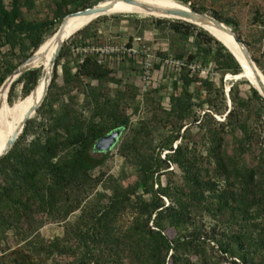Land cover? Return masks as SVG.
I'll return each instance as SVG.
<instances>
[{
	"label": "trees",
	"instance_id": "trees-1",
	"mask_svg": "<svg viewBox=\"0 0 264 264\" xmlns=\"http://www.w3.org/2000/svg\"><path fill=\"white\" fill-rule=\"evenodd\" d=\"M51 1L56 6L53 16L30 19L25 8L31 10L33 0H0V52L9 48L0 60V87L25 59L50 42L67 15L101 0ZM179 1L208 11L203 2ZM211 14L237 26L216 10ZM156 20L170 21L173 32L187 41L193 37L197 51L176 55L186 62L174 82L169 107L160 103L153 116V122L164 129L157 144L150 139L152 121H142L122 145L123 154L135 164L136 179L125 184L113 175H93L107 160V152L101 159L94 157L96 142L116 129L131 127V117L121 106L122 94L112 96L101 85L112 73L108 63L88 55L74 74L65 71L62 93L82 86L89 116L72 104L55 107L57 67L70 50L64 45L38 109L50 123L30 119L14 147L0 159V264H264V97L252 85V95L245 98L234 84L229 109L223 87L192 75L189 66L201 56L205 63L213 56L223 75H237L242 66L235 56L198 25L180 19ZM91 27L92 23L86 26ZM19 55L24 58L15 63ZM42 69L27 70L13 82L10 104L19 83H23V97L31 99ZM260 75L264 81L262 71ZM86 78L100 84L84 83ZM132 95L138 96L136 87ZM196 98L200 106L211 107L199 118ZM214 111L225 113L224 120H217ZM30 134L34 137L28 142ZM172 165L181 169L180 180ZM78 210L76 220L69 221ZM204 214L217 224L206 228L201 222ZM48 220L64 222V235L42 237L39 230ZM12 230L21 233L22 243L13 249L2 247ZM170 230L175 232L173 237ZM63 257L66 262L57 260Z\"/></svg>",
	"mask_w": 264,
	"mask_h": 264
},
{
	"label": "rangeland",
	"instance_id": "rangeland-1",
	"mask_svg": "<svg viewBox=\"0 0 264 264\" xmlns=\"http://www.w3.org/2000/svg\"><path fill=\"white\" fill-rule=\"evenodd\" d=\"M9 1L10 0H7V2ZM33 1L34 6L31 10L25 8L28 18L45 19L53 16L56 6L51 0ZM104 1L107 0H101L100 2ZM139 1L156 2L158 0ZM165 1L177 3L184 7H189L179 0ZM195 1L198 3L203 2L207 6L208 11L204 13L212 15V11L216 10L222 14V16L234 20V22L237 23V26H230L234 30L235 28L238 29L237 34H240L241 39L248 46L254 60H258L259 64L264 66V25L262 22L264 21V0ZM166 17L170 19H178L177 17L173 16H165L156 13L140 11L100 15L98 17L85 19L81 23L80 27L74 31V33L67 39L65 43V45H67L70 50L68 54L60 61V64L57 67L56 84L58 87L56 89V96H59L55 101V107L59 108L63 104H72L74 107L82 110L86 116H89L91 111L88 108H85V94L82 91V86L71 87V91L65 94L62 93V88L66 87V69L70 70L71 73L74 74L80 65L78 58L75 56L76 47L80 46L89 49V47L109 48L113 46L132 45V43H134V39L137 37H141L143 41L141 46L137 45V47H140V49L144 50L139 59L125 57L119 60L114 57L109 59V62H107L110 66V69L112 70V73L109 79L106 82H103L101 85L112 96L122 94V98L120 100L121 106H123L127 114H129L131 117V127L129 129L123 130L119 143L111 151L107 152V160L93 171V175L104 173L105 176L113 175L121 179V181H123L125 184L132 183L136 179L135 164L131 158H127V156H125V154L122 152V145L132 136V128L140 126L142 121H146L148 123L152 121L154 128L150 139L154 140V144H157L162 133H164V129L153 122V116L157 115V109L159 108L160 103L166 109L169 107L170 97L175 91L174 82L180 79L181 72L184 70L183 68L185 66L184 64L186 62V58L179 59L176 55L179 52L188 54L190 52L197 51V46L194 44L193 37L187 41L173 32L170 21L158 23L156 20L157 18ZM89 23H92V27L88 29L86 26ZM143 45H145V47H143ZM45 47L38 49L40 51V57L37 59L38 61L36 60L32 63L33 66L30 67V69L43 67V49ZM1 51H3L5 55L9 51V48L5 47ZM32 51L33 50H31L30 53H32ZM161 54H165L166 56L163 57ZM147 57H151L153 59V67L151 69L150 79H145L144 77L146 71L144 63ZM22 58H24L23 55L16 57L15 63H17V61ZM27 59H25V61ZM209 59V62L205 63L204 58L201 56L196 61L191 63L189 66L191 74H198L201 79L209 78L215 82L217 87H223L227 97L229 109L231 108L230 100L228 99L230 97L229 89L231 90V87L234 84L239 85L240 93L243 97L247 98L252 95V85L256 86L252 81L248 80L247 78L229 79L228 74L223 75V73L218 70L214 57L211 56ZM180 62L184 64L180 65ZM259 68L264 74L261 67ZM54 71L55 70H53L52 73V79ZM261 71H259V73ZM19 77L20 76H18L14 81H16ZM84 83H92L95 86L100 84L98 80H92L90 78L84 79ZM11 86L6 85L4 88H2V85L0 87V124L10 120L27 102L26 99L28 96L23 97V83H19L17 84L14 103L10 104L8 97ZM134 87L137 88L138 92V96L135 99L132 97ZM194 88L195 86L192 87V89ZM202 98H206L205 92H203ZM211 99L214 100V97ZM24 101L26 102L24 103ZM216 101L219 103L220 98H218ZM200 102V99H194V110L198 118L202 117L205 112L211 111V107L208 104L200 106ZM135 107H139L137 112L134 111ZM45 115L48 117L47 114L37 111V113L31 119L36 120V123L43 121L45 125L48 126L50 120L49 118L45 117ZM213 115L217 120H224L226 116L225 113L217 114L215 111L213 112ZM18 127L19 125L10 130L7 137L1 140L0 145L2 148L5 149L10 137ZM192 127L193 133L196 134L198 129L195 125ZM35 129H37V127ZM33 137L34 134H30L27 137V141L29 142ZM178 142H180V140ZM166 153L167 151H164L162 157H164ZM105 154L106 153L100 152L93 153L94 157L98 159L104 157ZM170 169H173L176 173L175 178L180 180L182 174L181 169L177 165H172ZM162 180L166 182L165 175L162 176ZM100 189L101 187H99V190ZM146 197L149 198L148 195H146ZM166 201L169 203L168 200ZM79 214L80 211L78 210L76 213L71 215L68 220L75 221ZM38 218L45 219V216L38 215ZM201 222L208 229L217 224V220L207 214H204ZM64 232V222L49 220L44 223V225L39 230L41 236L45 237L46 239H53L57 236H63ZM168 234L173 237L175 232L170 230L168 231ZM21 239V233L18 231H8L6 233L5 239L2 240V247L13 249L22 243ZM57 260L66 262L67 258H57ZM224 264L227 263L224 262Z\"/></svg>",
	"mask_w": 264,
	"mask_h": 264
},
{
	"label": "water",
	"instance_id": "water-1",
	"mask_svg": "<svg viewBox=\"0 0 264 264\" xmlns=\"http://www.w3.org/2000/svg\"><path fill=\"white\" fill-rule=\"evenodd\" d=\"M107 1L109 3H107L106 5H102V2H100V3H98L92 7L71 13L64 18L59 29L57 30V32L54 35V38L57 39V46H56V49H55V51H54V53L50 59L51 71L49 73L45 68L42 69L41 77L38 81V84L32 92V93H37L39 82H41L42 80L45 79L46 80V87L44 90L43 97L41 98L40 101L34 103L32 105V107L30 108V110L27 112L22 123L19 125V127L16 129V131L10 137L5 149L2 152H0V159H2L5 155H7L10 152V150L14 147L15 143L17 142V140L19 139V137L23 133L28 121L31 118H33V116L37 113L38 109L41 107L42 103L45 100V97L48 94L49 87H50V84L52 81V73H53V70L55 68L57 59H58L60 52L63 49L66 41H67V39L71 36V35H68V36L66 35V29H67V25H68L70 18L75 16V15H85V16L106 15V13H108L114 7L116 2L120 1V0H107ZM122 1L129 3V4L140 6L145 11H147L149 13H156V14L165 15V16L177 17L180 20H184V21L193 23V24L198 25L200 27L203 25H210V26H213L214 28H216V29H218L224 33L231 35L234 38L237 45L243 51V54L245 55L249 66L257 74L258 81L261 85L262 91H260L257 88L256 89L264 97V86H263L261 78L259 76V69L260 68L258 67L257 63L255 62V60H254L248 46L246 45V43L241 38H239L238 34L234 31V29L231 26L227 25L226 23H224L223 21H221L220 19H217L216 17H214L212 15H209L208 13H204V12H200V11L196 10L195 8H193L191 6V4H186L189 7H185V8H171V7H163L160 5H153V4H149V3H144V2H141L139 0H122ZM166 18H168V17H166ZM222 43L235 56V58L239 61V63L242 66V72L239 74V77H237L236 79L245 78V76H246L245 67L243 66L241 61L237 58L235 53L230 49L229 45H227V43H225L223 41H222ZM39 52L40 51L37 50L18 69H16L15 72L11 76H9L8 80L5 81L2 88H4L6 85L11 86L13 84L14 80L18 76H20L25 71L30 70V67L33 66L32 63L40 57ZM229 91H230V89H229ZM230 107H232V101L231 100H230ZM122 133H123V128H119V129H116V130L110 132L109 134L100 138L96 142L95 149L100 151V152L111 151L119 143L120 138L122 136Z\"/></svg>",
	"mask_w": 264,
	"mask_h": 264
},
{
	"label": "bare ground",
	"instance_id": "bare-ground-1",
	"mask_svg": "<svg viewBox=\"0 0 264 264\" xmlns=\"http://www.w3.org/2000/svg\"><path fill=\"white\" fill-rule=\"evenodd\" d=\"M107 3H109V2L108 1L102 2V5H106ZM144 3H149V4H153V5H160L163 7H171V8H185L184 6H181L177 3L167 2L165 0H158L156 2H144ZM135 11L147 12L140 6L129 4V3H126L122 0H120V1L116 2L114 7L108 13H106V15L114 14V13H120V12H135ZM147 13H149V12H147ZM94 17H98V16L75 15V16L71 17L69 22H68V25H67L66 35L67 36L72 35L74 33V31H76L80 27L81 23L85 19H90V18H94ZM201 27L208 30L211 33V35L216 37L218 40H221V42L223 41V42L227 43V45H229L230 49L235 53L237 58L241 61V63L245 67V73H246L245 78L252 81L256 85V87L260 91H262L261 85L258 81L257 74L249 66L247 59H246L245 55L243 54V51L237 45L234 38L231 35L214 28L213 26L203 25ZM54 35H53L52 39L50 40V42L48 43V45L43 49V57H44L43 68H45L49 73L51 71L50 59H51V57H52V55L56 49V46H57V39L54 38ZM259 76H260L262 84L264 86V81H263L260 73H259ZM237 77H239V74H237V75L228 74L229 79H231V78L236 79ZM45 87H46V80L44 79L41 82H39L37 93L33 94L31 99L23 105V107L20 109V111H18V113H16L10 120L0 124V142L10 130H12L14 127H16L22 123L23 119L25 118L27 112L30 110L32 105L41 100V98L43 97V94H44Z\"/></svg>",
	"mask_w": 264,
	"mask_h": 264
},
{
	"label": "built area",
	"instance_id": "built-area-1",
	"mask_svg": "<svg viewBox=\"0 0 264 264\" xmlns=\"http://www.w3.org/2000/svg\"><path fill=\"white\" fill-rule=\"evenodd\" d=\"M143 43L141 37H137L134 39V43L132 45H122V46H113L109 48H95L92 47L89 49L86 47H76L75 49V56L78 58L79 63L82 64L85 60V58L88 55H95L98 58L99 63H107L109 62V59H112L116 57L117 59L125 58V57H131L135 59H139L144 52L143 49H140V47H137V45L141 46ZM145 47V45H143ZM3 53L0 52V60L2 59ZM184 63L180 62V65H183ZM144 67L146 68L145 71V79H150L151 75V69L153 67V59L151 57H147L145 59ZM195 68V67H194Z\"/></svg>",
	"mask_w": 264,
	"mask_h": 264
},
{
	"label": "flooded vegetation",
	"instance_id": "flooded-vegetation-1",
	"mask_svg": "<svg viewBox=\"0 0 264 264\" xmlns=\"http://www.w3.org/2000/svg\"><path fill=\"white\" fill-rule=\"evenodd\" d=\"M98 152H100V151H98ZM100 153H105V152H100Z\"/></svg>",
	"mask_w": 264,
	"mask_h": 264
}]
</instances>
